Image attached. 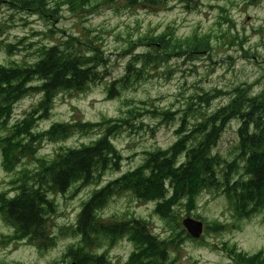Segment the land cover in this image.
Listing matches in <instances>:
<instances>
[{
    "label": "trees",
    "instance_id": "obj_1",
    "mask_svg": "<svg viewBox=\"0 0 264 264\" xmlns=\"http://www.w3.org/2000/svg\"><path fill=\"white\" fill-rule=\"evenodd\" d=\"M104 1L153 11L165 8L172 0H100ZM190 1L182 2L190 4ZM91 3L92 0H0V10L8 6L17 13L49 19L63 5L73 13H80ZM91 34L92 30L87 29L82 36L71 33L53 45H41L32 52L33 61L0 64V127L8 130L0 138V151L7 170L14 169L23 158L35 155L45 138L61 141L76 133L101 131L91 143L62 147L51 159L37 157L36 169L23 171L15 194L0 191V213L14 229V234L7 239L27 240L39 248L54 245L49 220L56 212V204L51 195L66 194L75 184L99 185L107 171H119L123 156L113 138L138 128V122L145 117L160 119L161 124L179 119L177 139L168 148L146 150L143 162L136 168L95 189L84 202L76 225L62 232L69 235L71 230L77 237V243L71 244L64 255L68 262L109 264L108 251L99 250L107 243L116 244L118 239L128 237L136 247L124 264H168L171 250L177 245L175 239L158 237L151 231L149 221L142 218L107 219L101 215L110 200L128 193L140 201H155L157 214L163 219L175 220L176 205L186 198L191 208L203 191L221 190L238 216L263 214L264 220V88L255 94L238 85L229 102L212 112L205 111L204 107L226 92L215 89L192 94L186 107L178 111L144 100H140L144 106L127 102L126 112L119 118L55 122L44 132H35L37 121L50 116L59 93L89 91L110 75L111 59L104 51L103 38ZM130 39L134 58L127 63L125 74L109 85L110 99L120 97L146 78L149 74L146 66H156L174 56L194 59L212 52L215 47L211 32L183 37L172 25L161 33H146L135 41ZM140 46L146 47L145 51L139 50ZM7 47L18 49L16 44ZM34 93L42 94L38 103L22 120L9 126L16 104ZM233 120L240 122L238 154L229 161L214 153V148ZM240 168H243L241 173ZM207 229L219 231L225 227L214 224ZM222 249L232 264H264V251L249 254L229 243H223Z\"/></svg>",
    "mask_w": 264,
    "mask_h": 264
},
{
    "label": "rangeland",
    "instance_id": "obj_2",
    "mask_svg": "<svg viewBox=\"0 0 264 264\" xmlns=\"http://www.w3.org/2000/svg\"><path fill=\"white\" fill-rule=\"evenodd\" d=\"M182 1L172 0L165 8L151 11L143 7L128 8L123 2L92 0L83 12L73 13L63 5L59 13H51L49 19L32 13H17L4 6L0 10V64L33 61L32 52L37 47L53 45L71 33L82 36L87 29L92 30L91 36L103 38L104 51L111 59L110 75L103 82L93 85L89 91L59 93L50 116L37 121L35 132H44L55 122H97L104 118H119L126 112L127 102L144 106L140 101L144 100L163 109L178 111L186 107L192 94L215 89L226 92L209 107H204L205 111L212 112L229 102L238 85L248 88L251 93L261 92L264 88V0H191L190 4ZM171 25L183 37L211 32L214 50L194 59L174 56L156 66H146L149 70L146 78L125 90L120 97L110 99L107 96L109 85L125 74L127 63L134 58L130 38L135 41L146 33H161ZM8 44H16L18 49H9ZM138 49L145 51L146 47ZM41 96V93H34L19 101L9 126L22 120ZM179 121L175 119L172 123L161 124L160 119L145 117L139 121L143 122L141 125L138 122V128L121 132L113 138L123 156L119 171H107L99 185L79 187L75 184L66 194L51 195L56 204V212L49 220L54 245L39 248L27 240H8L7 236L13 235L14 229L0 213V264H70L64 255L71 244L77 243V237L71 230L69 235H62V232L76 225L84 202L95 189L142 163L146 150L165 149L173 144L177 139ZM239 125V120L229 123L214 153L229 161L237 157ZM7 132L0 127V138ZM100 134L101 131L76 133L61 141L45 138L35 155L23 158L10 170L3 165L0 151V191L15 194L22 182L23 171L36 169L37 157L51 159L62 147L91 143ZM238 163L243 165L240 160ZM239 172H243V168ZM155 205V201H140L128 193L110 200L101 215L107 219L142 218L149 221L151 231L158 237L175 239L177 245L171 250L168 264H232L222 249L223 243L236 244L249 254L264 251L263 214L248 218L238 216L221 190L203 191L191 208L186 198L176 205L175 220L163 219L154 211ZM189 216L205 223L199 239L192 238L182 224ZM214 224H222L225 229H207ZM183 230L184 234H181ZM106 245L99 251H108L109 264H124L136 247L128 237Z\"/></svg>",
    "mask_w": 264,
    "mask_h": 264
},
{
    "label": "water",
    "instance_id": "obj_3",
    "mask_svg": "<svg viewBox=\"0 0 264 264\" xmlns=\"http://www.w3.org/2000/svg\"><path fill=\"white\" fill-rule=\"evenodd\" d=\"M182 224L188 234L194 239H199L204 232L205 223L202 220L189 216L183 220ZM70 264H77V262L71 261Z\"/></svg>",
    "mask_w": 264,
    "mask_h": 264
}]
</instances>
